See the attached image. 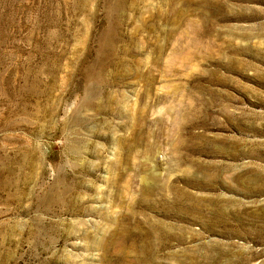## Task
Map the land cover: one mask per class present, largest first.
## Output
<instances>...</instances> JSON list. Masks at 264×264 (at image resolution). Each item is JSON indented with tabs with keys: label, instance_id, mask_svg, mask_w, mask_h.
Wrapping results in <instances>:
<instances>
[{
	"label": "rangeland",
	"instance_id": "374dc122",
	"mask_svg": "<svg viewBox=\"0 0 264 264\" xmlns=\"http://www.w3.org/2000/svg\"><path fill=\"white\" fill-rule=\"evenodd\" d=\"M263 60L264 0H0V264H127L120 220L153 264H264Z\"/></svg>",
	"mask_w": 264,
	"mask_h": 264
},
{
	"label": "bare ground",
	"instance_id": "6f19581e",
	"mask_svg": "<svg viewBox=\"0 0 264 264\" xmlns=\"http://www.w3.org/2000/svg\"><path fill=\"white\" fill-rule=\"evenodd\" d=\"M108 36V35H107ZM246 37V36H245ZM253 46V45H252ZM246 47V46H245ZM250 47V46H249ZM248 47V48H249ZM111 48H112V46H111ZM261 48V47H260ZM262 49V50H261ZM261 49H259V50H261V51H263V48H261ZM112 50V49H111ZM110 50V51H111ZM128 50V49H127ZM160 50V49H159ZM162 50V49H161ZM250 51V50H249ZM221 52H222V50H221ZM223 52H224V50H223ZM109 53V52H108ZM115 53V52H114ZM225 53V52H224ZM259 53V52H258ZM257 53V54H258ZM112 54H113V52H112ZM240 55V54H239ZM236 57H237V55H235ZM116 57V56H115ZM115 57H113V58H115ZM260 57H261V55H260ZM109 58V57H108ZM259 58V57H258ZM238 59V58H237ZM122 60V59H121ZM241 60V59H240ZM262 60V59H261ZM107 61H109V59L107 60ZM113 61V60H112ZM235 61V60H234ZM264 61V60H263ZM121 62V61H120ZM123 62V61H122ZM229 62V61H228ZM241 62V61H240ZM124 63V62H123ZM122 64V63H121ZM238 67H239V65H238ZM238 67H236V68H238ZM97 75V74H96ZM254 75H256V73L254 74ZM258 75V74H257ZM96 77V76H95ZM255 78V77H254ZM262 79V78H261ZM223 81V80H222ZM257 81V80H256ZM258 81H260V80H258ZM97 82V81H96ZM262 85V84H261ZM112 98V97H111ZM260 100H262V99H260ZM264 103V102H263ZM172 108H173V106H171ZM221 109V108H220ZM224 109V108H223ZM170 110V109H169ZM172 111V110H171ZM219 113V112H218ZM183 116V115H182ZM227 117V116H226ZM260 117V116H259ZM184 118V117H183ZM193 118V117H192ZM181 119V118H180ZM188 119H189V117H188ZM259 119V118H258ZM176 120V119H175ZM232 120V119H231ZM179 121V120H178ZM191 121H193V119L191 120ZM233 121V120H232ZM180 122V121H179ZM237 122V121H236ZM181 123V122H180ZM235 123V122H234ZM243 123V122H242ZM179 124V123H178ZM176 125V124H175ZM174 125V126H175ZM180 125V124H179ZM179 125H177V127L179 126ZM238 127V126H237ZM176 128V127H175ZM174 128V129H175ZM238 129H240V127L238 128ZM175 131V130H174ZM245 131V130H244ZM173 133V132H172ZM169 137V136H168ZM199 137V136H198ZM196 138V137H195ZM200 138V137H199ZM202 138V137H201ZM208 139H210V138H208ZM215 139H216V137H215ZM233 139V138H232ZM122 139L120 138V140L119 141H121ZM175 140V139H174ZM212 140H214V138H212L211 140H210V145H212ZM231 140V139H230ZM236 140V139H235ZM124 141V140H123ZM136 141L137 140H135V143H136ZM173 141V140H172ZM207 141V140H206ZM241 141V140H240ZM126 142V141H125ZM219 142V141H218ZM226 142V141H225ZM207 143V142H206ZM217 143V142H216ZM223 143V142H222ZM242 143V142H241ZM119 144H120V142H119ZM124 145L126 144V143H123ZM122 144V145H123ZM203 144V143H202ZM220 144V143H219ZM256 144V143H255ZM259 144V143H258ZM204 145V144H203ZM241 145H243V144H241ZM254 145V144H253ZM261 145V144H260ZM132 146V145H131ZM201 146V145H200ZM205 146H207V145H205ZM234 146V145H233ZM183 147V146H182ZM198 146H195V148H197ZM215 147V146H214ZM213 147V148H214ZM217 147V146H216ZM231 147V146H230ZM235 147V146H234ZM121 148V147H120ZM119 148V149H120ZM223 148H224V145H223ZM241 148V147H240ZM124 149V148H123ZM182 149V148H181ZM198 149V148H197ZM216 149V148H215ZM128 150H129V148H128ZM131 150V149H130ZM151 150V149H150ZM225 150H226V148H225ZM125 151V150H124ZM230 151H233L232 149L230 150ZM131 152V151H130ZM234 152V151H233ZM236 152V151H235ZM237 152H240V151H237ZM211 153V152H210ZM210 153H208V154H210ZM216 153V152H215ZM218 153V152H217ZM220 154V153H219ZM222 154H223V152H222ZM252 154V153H251ZM216 155V154H215ZM226 155H228V153H226ZM233 157V156H232ZM251 157H252V155H251ZM189 158V157H188ZM116 159H119V158H116ZM115 159V160H116ZM126 159V158H125ZM184 159V158H183ZM190 159V158H189ZM122 160V159H121ZM179 160V159H178ZM177 160V161H178ZM119 161V160H118ZM123 161V160H122ZM180 161V160H179ZM185 161V160H184ZM183 161V162H184ZM250 161V160H249ZM182 162V163H183ZM252 161H250V163H251ZM191 163H194L193 162V160L191 161ZM190 163V164H191ZM110 164V163H109ZM117 163L115 162V163H112L111 165H109V166H115ZM179 163H177V165H178ZM185 164H186V162H185ZM215 164V163H214ZM119 165V164H118ZM182 165V164H181ZM108 166V167H109ZM202 166V165H201ZM206 166V165H205ZM96 167H97V165H96ZM117 167V166H116ZM221 167V166H220ZM227 167H229V166H227ZM246 167V166H245ZM244 166H243V168H245ZM250 167H251V164H250ZM122 168V167H121ZM218 168V167H217ZM230 168V167H229ZM108 169V168H107ZM110 169V168H109ZM201 169V168H200ZM205 169V168H204ZM210 169V168H209ZM213 169V168H212ZM224 170H226L225 168H223ZM222 169V170H223ZM246 169V168H245ZM244 169V170H245ZM264 169V168H263ZM263 169H262V172H263ZM112 170H114V169H112ZM214 170V169H213ZM220 170H221V168H220ZM227 170H228V168H227ZM226 170V171H227ZM248 170V169H247ZM225 171V172H226ZM224 172V171H223ZM222 172V173H223ZM235 172V171H234ZM108 173V172H107ZM216 173V172H215ZM214 173V174H215ZM112 174H113V172H112ZM119 174V173H118ZM234 174V173H233ZM239 175V174H238ZM65 176V175H64ZM112 176V175H111ZM241 176V175H240ZM108 177V176H107ZM117 177V176H116ZM233 177V176H232ZM184 178H187V177H184ZM189 178V177H188ZM187 178V179H188ZM58 179V178H57ZM110 179V178H109ZM187 179H186V181H187ZM203 179V178H202ZM240 179V178H239ZM129 180V179H128ZM212 180V179H211ZM107 181V180H106ZM109 181V180H108ZM204 181V180H203ZM217 181V180H216ZM224 181V180H223ZM242 181V180H241ZM188 182H190V181H188ZM205 182V181H204ZM208 182V181H207ZM239 182V181H238ZM209 183H211L210 181H209ZM225 183V182H224ZM228 183V182H227ZM226 183V184H227ZM236 183H237V181H236ZM243 183V182H242ZM241 183V184H242ZM58 184V183H57ZM60 184V183H59ZM68 184V183H67ZM131 184V183H130ZM218 184V183H217ZM221 184H222V182H221ZM226 184H223V185H226ZM110 185V184H109ZM108 185V186H109ZM199 187H200V185H199V183L197 184ZM212 185V184H211ZM62 187V186H61ZM110 187V186H109ZM112 187V186H111ZM130 187V186H129ZM213 186H211V188H212ZM222 187V186H221ZM232 187H233V185H232ZM236 187V186H235ZM74 189V188H73ZM72 189V190H73ZM213 189V188H212ZM235 189V188H234ZM237 189V188H236ZM235 189V190H236ZM255 189V188H254ZM60 190V189H59ZM69 190V189H68ZM183 190V189H182ZM184 190H185V188H184ZM233 190V189H232ZM238 190H239V188H238ZM256 190V189H255ZM108 191H110V190H108ZM172 191V190H171ZM240 191V190H239ZM174 192V191H173ZM185 192V191H184ZM184 192L182 193V194H184ZM67 193H68V191H67ZM109 193V192H108ZM254 193V192H253ZM256 193H258V192H256ZM73 194V193H72ZM110 194V193H109ZM137 194V193H136ZM175 194V193H174ZM186 194H187V192H186ZM250 194V193H249ZM47 195V194H46ZM49 195V194H48ZM74 195V194H73ZM107 195V194H106ZM180 195V194H179ZM137 196V195H136ZM143 196H144V194H143ZM182 196V195H181ZM188 196H189V194H188ZM188 196H187V198H188ZM192 196V195H191ZM254 196H255V194H254ZM47 197V196H46ZM59 197V196H58ZM65 197V196H64ZM70 197V196H69ZM74 197V196H73ZM77 197V196H76ZM81 197H83V195L81 196ZM124 197H125V195H124ZM175 197H176V195H175ZM186 197V196H185ZM210 197V196H209ZM85 198V197H84ZM183 198V197H182ZM195 198H197L198 199V197H195ZM194 198V199H195ZM219 198V197H218ZM221 198V197H220ZM48 199V198H47ZM71 199V198H70ZM81 198H79V200H80ZM113 199V198H112ZM141 199H142V197H141ZM145 199H146V197H145ZM174 199V198H173ZM203 199V198H202ZM213 199V198H212ZM69 200V199H68ZM75 200V199H74ZM82 200H85V199H82ZM88 200V199H87ZM120 200V199H119ZM132 200V199H131ZM167 200V199H166ZM77 201V200H76ZM168 201H169V199H168ZM186 201V200H185ZM197 201V200H196ZM232 201V200H231ZM230 201V202H231ZM51 202V201H50ZM85 202V201H84ZM146 202V201H145ZM170 202H172V201H170ZM181 202V201H180ZM187 202V201H186ZM190 202H191V200H190ZM192 202H194L195 203V201L193 200ZM263 202V201H262ZM53 203V202H52ZM71 203H73V202H71ZM162 203H163V201H162ZM167 203V202H166ZM174 203V202H173ZM197 203V202H196ZM195 203V204H196ZM241 203V202H240ZM79 204H80V202H79ZM179 204H181V203H179ZM191 204V203H190ZM198 204V203H197ZM220 204H222V203H220ZM233 204V203H232ZM264 204V203H263ZM150 205H152V204H150ZM157 205V204H156ZM199 205V204H198ZM63 206H64V204H63ZM170 206H172V205H170ZM192 206V205H191ZM218 206V205H217ZM239 206H241V205H239ZM260 206V205H259ZM52 207V206H51ZM131 207V206H130ZM164 207V206H163ZM181 207V206H180ZM193 207V206H192ZM222 207V206H221ZM232 207V206H231ZM97 208V207H96ZM173 208V207H172ZM184 208V207H183ZM189 208V207H188ZM196 208H200V207H196ZM203 208V207H202ZM202 208H200L199 210H201ZM218 208V207H217ZM238 208V207H237ZM262 208V207H261ZM260 208V209H261ZM51 209V208H50ZM62 209V208H61ZM90 209H91V207H90ZM203 209H205V207L203 208ZM216 209V208H215ZM215 209H213V210H215ZM235 209V208H234ZM254 209H256V208H254ZM94 210H95V208H94ZM164 210V209H163ZM171 210V209H170ZM178 210V209H177ZM181 210V209H180ZM195 210V209H194ZM205 210H207V209H205ZM250 210V209H249ZM78 211V210H77ZM123 211V210H122ZM183 211H185V210H183ZM188 211V210H187ZM197 211H198V209H197ZM220 211V210H219ZM236 211H237V209H236ZM261 211V210H260ZM92 212H93V209H92ZM200 212V211H199ZM207 212H208V210H207ZM214 212V211H213ZM239 212V211H238ZM251 212V211H250ZM86 213V212H85ZM134 213V212H133ZM219 213V212H218ZM235 213V212H234ZM255 213H256V210H255ZM263 213V212H262ZM77 214H78V212H77ZM80 214V213H79ZM96 214V213H95ZM103 214V213H102ZM124 214V213H123ZM136 214V212L134 213V215ZM203 214V212L201 213V215ZM208 214V213H207ZM224 214V213H223ZM236 214V213H235ZM247 214V213H246ZM251 214V213H250ZM260 214V213H259ZM121 215V214H120ZM263 215V217H264V213L262 214ZM80 216V215H79ZM105 216V215H104ZM125 215H122V217H124ZM229 216V215H228ZM239 216V215H238ZM247 216V215H246ZM250 216H253L254 217V214H251ZM107 217V216H106ZM113 217V216H112ZM141 217H143V216H141ZM201 217V216H200ZM205 217V216H204ZM214 217V216H213ZM257 217H258V215H257ZM260 217V216H259ZM121 218V217H120ZM119 218V219H120ZM148 218H149V215H148ZM152 218H153V216H152ZM256 218V217H255ZM82 219V218H81ZM81 219H79L80 221H81ZM108 219V218H107ZM113 219V218H112ZM136 219V218H135ZM140 219H143V218H140ZM206 219H208V218H206ZM233 219V218H232ZM243 219V218H242ZM244 219H247V217L246 218H244ZM83 220V219H82ZM139 220V219H138ZM153 221H154V223H155V220L154 219H152ZM158 220V219H157ZM161 220V219H160ZM218 220H224V217L223 216H221L220 217V219H218ZM238 220H239V218H238ZM257 220V219H256ZM76 221V220H75ZM74 221V222H75ZM78 221V220H77ZM102 221V220H101ZM108 221H110V220H108ZM107 220H106V222H108ZM140 221V220H139ZM148 221V220H147ZM254 221V220H253ZM73 222V223H74ZM87 222H88V219H87ZM92 222V221H91ZM100 222V221H99ZM118 222V221H117ZM158 222H160V221H157V223ZM210 222V221H209ZM244 222V221H243ZM264 222V221H263ZM72 223V224H73ZM101 223H103V222H101ZM127 223V222H126ZM142 223V222H141ZM141 223H139V222H135L134 221V223H133V227L131 228H129V227H127L126 225H125V223L123 222V221H121L120 220V222H119V224H117L115 227H113V226H111L110 225V228L109 229H107V230H109V232L106 230V233H108L109 234V237H106L107 235H106V233H105V237H104V244H103V242H102V244L105 246H103L105 249H109V250H112V252L114 251L115 253L118 251L119 253H120V257L121 258H126L127 259V264H153V259H152V256L151 255H153V254H151V252L149 251V250H151L152 251V248H153V244L152 245H149L148 243V241L149 240H147L150 236H153V230H154V228L152 229L150 226L152 225H148L147 227L148 228H146V227H144ZM165 224H166V222H164ZM212 223V222H211ZM210 223V224H211ZM217 223V222H216ZM88 224V223H87ZM93 224V223H92ZM99 224V223H98ZM109 224H111V222L109 223ZM205 224V223H204ZM215 224V223H214ZM54 225V224H53ZM60 225V224H59ZM64 225V224H63ZM77 225H79V224H77ZM95 224H93V226H94ZM103 225V224H102ZM128 225H129V222H128ZM147 225V224H146ZM158 225V224H157ZM168 225V224H167ZM167 225H165V226H167ZM222 225V224H221ZM240 225V224H239ZM82 226H84L83 224H82ZM81 226V227H82ZM96 226H97V224H96ZM95 226V227H96ZM130 226V225H129ZM169 226V225H168ZM208 226V225H207ZM217 226V225H216ZM215 226V227H216ZM237 226V225H236ZM53 227V226H52ZM70 227H71V225H70ZM89 227V226H88ZM87 227V228H88ZM107 227V226H106ZM155 227V226H154ZM209 227V226H208ZM232 227V226H231ZM68 228V227H67ZM73 228V227H72ZM76 228V227H75ZM92 228V227H91ZM97 228V227H96ZM95 228V229H96ZM100 228V227H99ZM104 228V227H103ZM146 228V230H144ZM164 228V227H163ZM236 228V227H235ZM60 229H61V227H60ZM81 229V228H80ZM90 229V228H89ZM98 229V228H97ZM96 229V230H97ZM156 229V228H155ZM168 229H170V228H168ZM243 229V228H242ZM250 229H251V227H250ZM67 230V229H66ZM82 230V229H81ZM90 230H92V229H90ZM101 229H99L98 231H100ZM133 230L136 232V234H135V236H136V240H135V242L134 243H131V245H132V249L130 250V251H127V243H129L128 241L129 240H132V238H131V236H132V232H133ZM212 230V229H211ZM252 230V229H251ZM259 230V229H258ZM53 231V230H52ZM76 231V230H75ZM84 231V230H83ZM86 231V230H85ZM89 231V230H88ZM87 231V232H88ZM92 231H94V229L92 230ZM101 231H103V229L101 230ZM105 231V230H104ZM132 231V232H131ZM156 231V230H155ZM161 231V230H160ZM167 231H169V230H167ZM67 232V231H66ZM69 233H70V231H69ZM79 233H82L81 231L79 232ZM95 233V232H94ZM157 233H158V231H157ZM73 234V233H72ZM75 234V233H74ZM87 234V233H86ZM93 234V233H92ZM101 234H102V232H101ZM78 235V234H77ZM231 235V234H230ZM83 236H84V234H83ZM164 236V235H163ZM72 237V236H71ZM89 237V236H88ZM154 237V236H153ZM156 237V236H155ZM161 237V236H160ZM96 238V237H95ZM157 238H158V236H157ZM172 238V237H171ZM182 238V237H181ZM161 239V238H160ZM103 239H101V241H102ZM154 240V239H153ZM163 240V239H162ZM88 241V240H87ZM91 242H92V239L90 240ZM95 241V240H94ZM98 241H100V240H98ZM101 241H100V243H101ZM152 241V240H151ZM155 241H156V239H155ZM154 241V242H155ZM158 241V240H157ZM170 241V240H169ZM90 242V243H91ZM153 242V241H152ZM159 242H160V240H159ZM89 243V242H88ZM95 243H96V241H95ZM99 243V242H98ZM157 243V242H156ZM73 244H75V243H73ZM250 244V243H249ZM100 245V244H99ZM157 245V244H156ZM162 245V244H161ZM95 247H96V245H94ZM97 246H98V244H97ZM88 247H91V246H87V247H85V248H88ZM99 247V246H98ZM100 247H102V246H100ZM102 247V248H103ZM76 248V247H75ZM93 248V247H92ZM97 248V247H96ZM156 248V247H155ZM157 248H158V245H157ZM156 248V249H157ZM222 248V247H221ZM220 248V249H221ZM98 249V248H97ZM100 249V248H99ZM102 251H104V249H101ZM148 251H149V253H148ZM156 251V250H155ZM154 251V252H155ZM68 252V251H67ZM105 252V251H104ZM107 252V251H106ZM114 253V254H115ZM113 254V255H114ZM67 255V254H66ZM73 255V254H72ZM116 255V254H115ZM227 255V254H226ZM70 256V254L68 255V257ZM103 256H105V254L103 255ZM102 256V257H103ZM108 257H110V255H107ZM112 256V255H111ZM119 255H118V253H117V257H118ZM128 256H130L131 258H129ZM169 256V255H168ZM174 256V255H173ZM76 257V256H75ZM101 257V258H102ZM211 257V256H210ZM66 258V257H65ZM72 258V257H71ZM167 258V257H166ZM178 258V257H177ZM103 259V258H102ZM107 259V258H106ZM112 259V258H111ZM110 259V260H111ZM132 259V260H131ZM159 260V259H158ZM166 260H168V259H166ZM178 260H181V258L180 259H178ZM194 260V259H193ZM249 260V259H248ZM68 261V260H67ZM108 261V260H107ZM122 261V260H121ZM161 261V260H160ZM169 261V260H168ZM70 262V261H69ZM72 262V261H71ZM104 261H102V263H103ZM109 262V261H108ZM167 262V261H166ZM181 262V261H180ZM233 262V261H232ZM165 263V262H164ZM178 263H179V261H178ZM245 263V262H244ZM89 264V263H88ZM104 264V263H103ZM110 264V263H109ZM114 264V263H113ZM120 264V263H119ZM167 264V263H166ZM169 264V263H168Z\"/></svg>",
	"mask_w": 264,
	"mask_h": 264
}]
</instances>
